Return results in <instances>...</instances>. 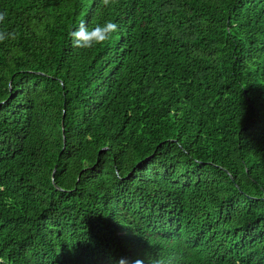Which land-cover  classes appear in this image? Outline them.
Returning a JSON list of instances; mask_svg holds the SVG:
<instances>
[{
  "label": "trees",
  "instance_id": "obj_1",
  "mask_svg": "<svg viewBox=\"0 0 264 264\" xmlns=\"http://www.w3.org/2000/svg\"><path fill=\"white\" fill-rule=\"evenodd\" d=\"M0 12V264H264V0Z\"/></svg>",
  "mask_w": 264,
  "mask_h": 264
},
{
  "label": "clouds",
  "instance_id": "obj_2",
  "mask_svg": "<svg viewBox=\"0 0 264 264\" xmlns=\"http://www.w3.org/2000/svg\"><path fill=\"white\" fill-rule=\"evenodd\" d=\"M117 0H101L105 7L114 5ZM7 12H0V25L6 21ZM119 29L118 24L111 20L105 21L103 24H96L93 27H88L85 23L81 22L80 26L70 32L72 38V45L74 48L91 49L98 45H103L111 40L112 35ZM18 38V33L15 30L0 29V44L7 41H15ZM148 264H161L159 259L153 260L152 258L145 257ZM119 264H144V260L136 259L130 262L126 258H121Z\"/></svg>",
  "mask_w": 264,
  "mask_h": 264
}]
</instances>
